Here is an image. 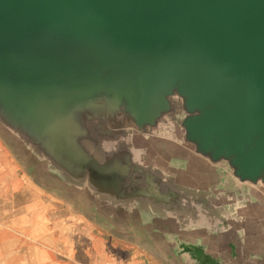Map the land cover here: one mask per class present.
Returning a JSON list of instances; mask_svg holds the SVG:
<instances>
[{"label":"water","instance_id":"1","mask_svg":"<svg viewBox=\"0 0 264 264\" xmlns=\"http://www.w3.org/2000/svg\"><path fill=\"white\" fill-rule=\"evenodd\" d=\"M0 132L114 225L264 264V0H0Z\"/></svg>","mask_w":264,"mask_h":264},{"label":"crops","instance_id":"2","mask_svg":"<svg viewBox=\"0 0 264 264\" xmlns=\"http://www.w3.org/2000/svg\"><path fill=\"white\" fill-rule=\"evenodd\" d=\"M154 234L139 224L116 226L36 176L0 132V264H223L217 251Z\"/></svg>","mask_w":264,"mask_h":264}]
</instances>
